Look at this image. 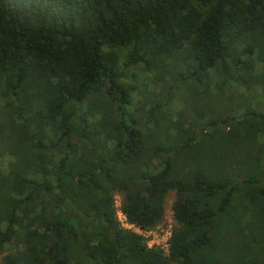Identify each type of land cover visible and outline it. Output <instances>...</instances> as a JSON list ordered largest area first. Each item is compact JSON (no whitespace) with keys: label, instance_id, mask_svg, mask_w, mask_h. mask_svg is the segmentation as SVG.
I'll return each instance as SVG.
<instances>
[{"label":"trees","instance_id":"obj_1","mask_svg":"<svg viewBox=\"0 0 264 264\" xmlns=\"http://www.w3.org/2000/svg\"><path fill=\"white\" fill-rule=\"evenodd\" d=\"M0 264H264V0H0Z\"/></svg>","mask_w":264,"mask_h":264},{"label":"rangeland","instance_id":"obj_2","mask_svg":"<svg viewBox=\"0 0 264 264\" xmlns=\"http://www.w3.org/2000/svg\"><path fill=\"white\" fill-rule=\"evenodd\" d=\"M173 193H170V195L168 196V200L166 203V208H165V216H164V220L163 223L158 225L153 231L155 232L157 237H154V239L152 240L153 242H151L150 245H152V247H160V248H166L164 246V240L166 239V232L170 231V229H172V225H173V219H172V211H171V204L173 202ZM115 205H116V209H117V216L120 219V221L123 222V215L120 212V198L116 197L115 198ZM132 230H137V228L133 227L131 228ZM160 231H162V233H160Z\"/></svg>","mask_w":264,"mask_h":264},{"label":"built area","instance_id":"obj_3","mask_svg":"<svg viewBox=\"0 0 264 264\" xmlns=\"http://www.w3.org/2000/svg\"><path fill=\"white\" fill-rule=\"evenodd\" d=\"M123 217H124V216H123ZM119 221H120V219H119ZM123 222H124V223L122 224V222L120 221L121 225H122L124 228L131 229V228L134 227L133 225H130V224H128V223L126 222L125 217L123 218ZM135 232L141 234V235L145 238L148 247H152V245H150V244H151V242H153L152 240L154 239V237H157L156 234H155V232H154L153 230H150V231H140L139 229H137V230H135ZM170 232H171V229H170V231H167V232H166V236H167V237H166V239L164 240V246H165L166 248H165V249L163 248L164 251L167 250V241H168V239H169V237H170ZM160 233H162V231H160Z\"/></svg>","mask_w":264,"mask_h":264}]
</instances>
